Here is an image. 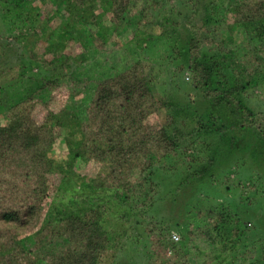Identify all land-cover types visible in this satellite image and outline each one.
I'll list each match as a JSON object with an SVG mask.
<instances>
[{
  "label": "trees",
  "instance_id": "trees-1",
  "mask_svg": "<svg viewBox=\"0 0 264 264\" xmlns=\"http://www.w3.org/2000/svg\"><path fill=\"white\" fill-rule=\"evenodd\" d=\"M153 44L207 104L195 133L222 134L229 152L236 136L254 135L264 149V110L245 101L264 86V0H0V68L18 64L40 78L21 100H0V264H113L119 253L142 264H264L263 221L228 206L216 216L150 211L153 171L183 154L171 117L196 118L155 95L133 56ZM218 149L209 165L223 158ZM77 164L88 167L91 178L77 176L90 195L68 193L80 188ZM207 170L198 165L192 179ZM232 171L219 180L225 194ZM249 180L231 184L239 198L264 189L263 172ZM115 212L120 224L106 227ZM251 224L262 226L256 238Z\"/></svg>",
  "mask_w": 264,
  "mask_h": 264
},
{
  "label": "rangeland",
  "instance_id": "rangeland-1",
  "mask_svg": "<svg viewBox=\"0 0 264 264\" xmlns=\"http://www.w3.org/2000/svg\"><path fill=\"white\" fill-rule=\"evenodd\" d=\"M76 36L77 33L74 37ZM45 45L46 43H41L42 47ZM162 51L163 50L160 46L153 44L145 50L139 48L134 49L133 56L135 59L143 61L148 74L153 80H155L153 88L156 93L155 95L159 99H163L167 104L171 102L177 104V107L185 108L186 111L192 113V116H196V118L190 117V119L187 118L188 116H186V118L183 116L177 118L173 115L175 116L174 120V117H171V123L169 125L171 132L173 130L182 132V136L178 141L180 150L183 154L180 155V157L177 156L175 161L172 159L165 161L162 167L159 166L160 170H158V168L153 171L152 179L157 191V201L155 199L154 207L151 208L150 211L153 212V215L160 213V216L164 219L176 216L182 218V216L186 214L192 216V213L200 208L203 211L204 216L207 214L216 216L222 214L225 207L228 206L231 214H234V212L239 213L240 211L239 214L248 218L249 221L255 222L256 220H259L264 223V189L257 187L256 194H254L252 199H250V195L239 198L238 189L231 185L237 184L238 180H241V183L243 184H247L250 181V176L253 177L255 173L263 172L264 174V149L262 148V145L256 141L254 135H251L249 138L246 136H236L234 148L229 152L227 148L222 146V134L219 133L213 135L195 133V130L204 122L203 119H200L198 126L195 128V125L198 123L197 119L205 113L207 104L205 105L203 101L201 102L200 100H197L198 97H196L191 91L189 85L184 83L186 82V75L184 77L176 75V79L174 78L171 71L175 68L171 69L167 66L168 56L161 55ZM69 52L72 55H75L77 49H70ZM87 55L89 57L87 64L90 65L93 61L92 52L90 51ZM94 55L96 58V54H93V56ZM87 64L81 69V71L87 68ZM175 65L178 64L175 63ZM18 66V64H8L0 68V100H2V102H16L21 100L23 96H26L33 88L31 87V84L40 79L39 76L29 73L28 70H25L24 72L16 70ZM181 78H183L184 82ZM261 88L262 89L255 90L254 92H249L248 98L246 97L247 100L245 101L250 108L259 110L261 107L260 110L263 111L264 86L261 85ZM193 98L195 99L193 100ZM167 107V110H169L170 107ZM221 115L225 116L224 119L229 121L227 113H222ZM204 116L207 118L206 115ZM222 116L212 122L216 123L219 127H222L224 124L223 121H225ZM189 133H193V136L190 137ZM229 135L233 136L232 133ZM216 147L222 148L221 150L224 152V159L221 158L220 162H218L219 164L215 163L209 165L207 159L209 156H212L211 152H213ZM221 150L218 149L217 152H215L219 153ZM189 156H191L195 162H191ZM56 157L59 160L66 158L65 146L63 144L57 147L55 158ZM184 158L186 159L184 165H192L190 170L184 169L187 165L183 166V164L180 163ZM256 159H258V161H256ZM198 165L211 166L213 171L210 172L207 170L206 178L196 182L192 177ZM231 167L233 169L229 174L231 181L228 178L229 188L228 192L225 194L223 189L227 186L223 185L224 181L220 184L219 182L221 181L219 180L222 179L223 170ZM73 172L75 173V177L71 176L73 181L72 186L73 184L80 186L79 175L87 177V179L91 178L88 173V167L82 164L75 165ZM216 188H218V190ZM68 193L74 195H80L81 193L90 195V192L82 186H80V188H72ZM222 200L226 201V205H224V208L218 209L219 205L224 204ZM159 206H161L160 212L158 209ZM175 208L177 209L176 211ZM121 215L122 212L111 213V217L109 216L106 222V227L113 228L115 222L120 224ZM253 216L254 218L251 220L250 218ZM145 218L146 222L149 223L147 221V214H145ZM185 219L187 222L192 221V219L186 216ZM232 222L233 219H231V224ZM249 227L252 229L250 232L252 234H250V236L253 235V237L256 238L254 235L260 233L259 231H261L262 226L255 227L251 224ZM254 228L257 230H254ZM172 235H174V237H176V235L179 237L176 232H173ZM229 236L230 235L228 234V238ZM124 255L128 254L124 253L121 255L119 253L113 264H142L143 259L140 261L137 258H134L133 261L128 262Z\"/></svg>",
  "mask_w": 264,
  "mask_h": 264
},
{
  "label": "built area",
  "instance_id": "built-area-1",
  "mask_svg": "<svg viewBox=\"0 0 264 264\" xmlns=\"http://www.w3.org/2000/svg\"><path fill=\"white\" fill-rule=\"evenodd\" d=\"M174 239L177 240V237H175Z\"/></svg>",
  "mask_w": 264,
  "mask_h": 264
}]
</instances>
